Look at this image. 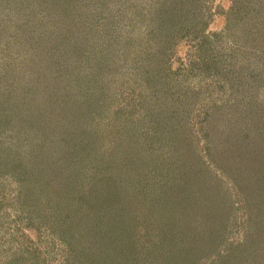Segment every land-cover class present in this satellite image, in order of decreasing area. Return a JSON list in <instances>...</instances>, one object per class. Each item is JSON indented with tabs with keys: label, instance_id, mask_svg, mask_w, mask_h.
<instances>
[{
	"label": "trees",
	"instance_id": "1",
	"mask_svg": "<svg viewBox=\"0 0 264 264\" xmlns=\"http://www.w3.org/2000/svg\"><path fill=\"white\" fill-rule=\"evenodd\" d=\"M11 1L15 5L13 9L19 10L21 14L18 15L19 20L16 21L15 28L7 31L6 40L8 43L5 44L4 48H10L11 46L12 53L6 54L4 60L0 59V96L10 93L11 97L14 89L19 91L16 92V96L18 99L22 98L24 104H28L27 108L31 104H35L34 106L37 107V111H28L29 116L31 111H33L35 116H40L37 118L38 121H54L58 125L64 123L66 130L59 131L56 129L57 126H55L52 131H49V140L54 143L53 146H50L47 143L48 135L46 137L43 133V128L38 127L36 132L33 133V137L36 139L38 137L40 140L37 143L39 145L37 148L34 145L27 146L16 143L19 137L16 133L12 134L8 142H5L6 149H4L6 152L15 149L17 155L11 153L1 154L0 169L5 168L11 171L14 169V173L19 172V176L26 174L28 183L33 187L36 186V189L41 194H48L50 197H58L63 194L60 197H63L64 200L77 199V207L79 209L68 207L66 208L68 210L66 217L62 215L65 222L70 221V219H78L77 222L71 224L70 230L66 228L69 225L63 222L57 224L60 225V228L65 227V230L70 233L74 232L78 237H86L88 239L87 245L81 246L74 254L75 261L82 263L80 258L84 254H91L93 255L94 264L154 263L153 259L155 256L153 257L152 252L149 250L152 246L150 245V236H155L154 229L150 230L142 226V221H146L151 216L148 215L149 211L144 213L141 207L136 208L135 210L137 211H134L133 215H131L133 223L135 222L133 225L128 219L116 218L115 222H113L114 215L112 213L119 212V209L114 210L115 205L110 202L113 198L130 199L137 193L148 194L150 189L154 187L162 189L165 184L172 187L179 186L178 184L182 180H188V184L185 187L189 186V189L187 192L179 190L182 194L177 198L178 203H182V205L187 204V202L197 204L201 210L200 212L198 210L199 214L207 213L214 216L211 209H213L215 204L210 202V197L208 198V191L213 189V185L204 174L203 168L206 166L203 165L201 167L199 165L200 159L198 157L187 159L189 157L188 152L193 151L194 155V152L197 153L198 150L196 145L191 143L192 137L190 133L192 129L189 116L192 110L191 106L194 102H197L195 97L200 91L187 90L184 85L179 84L175 80L176 72L171 70L170 57L164 54L168 50L167 46L169 47V44L172 45V34L176 32L179 34L185 30L183 34L181 33L182 36L185 33L194 35L195 48L199 52L203 51L204 54L200 53V60H196V63L195 60L190 62V65L195 67V64H197V70L206 74H210L207 68H213L218 71L221 70L222 66L231 67L241 57V53L245 51L246 43H253V53L259 59L255 63H251V68L247 71L241 69L240 72L237 71L231 87V96L222 103L223 105L227 104L226 112H224L222 118L228 119V125L232 127L236 121H231V119L243 118L242 121L255 122L253 126L257 132L256 134L253 133V136L251 135V139L253 142L257 141L255 144V148L256 146L258 147L256 154L260 157L254 159L248 157L247 160H252L254 164L258 165L256 173L259 176L264 175V109L261 107L252 109L251 103L249 101L245 102V98L239 101V97L243 93L236 91L242 86L245 87V84L242 85L243 79L247 81L254 79L256 86L264 85V0H229L230 5L228 8L220 11L224 15L225 33H230L233 36L234 43L230 47H224L223 44L217 43L219 38L212 39L210 35L205 34L208 19L204 14V5H199L200 3H197L198 0H151L150 6H156V8L153 15L150 16V20H159L163 17L164 20L162 22L160 20L159 24H165L166 30L163 33L161 32L160 37L154 38L156 41L152 46L143 44L140 49L137 48L138 51L134 55L136 62L134 65L136 66L132 72L128 71L124 63H122L124 60L121 58L117 59L118 66L114 67L108 63L109 57L106 53L108 48L114 47L112 44L113 38L108 31V29L112 28H107L102 23L103 19L98 12H96V17L94 18L87 15V13L84 15L81 12L78 13L75 10V5L77 4L75 2L73 9L56 12L57 16L54 17L51 12L43 14L41 13L43 10H40L38 13L37 8L35 11L33 8L30 12L23 10L25 6H28V0ZM68 2H71V0ZM134 2H137V0H134ZM43 3H45L44 0H41L38 8L42 9ZM63 3L65 4V1ZM104 6L106 8L104 12L108 15L112 14L114 17L115 12L112 13V9H108L107 5ZM252 6L255 8L254 11L251 8ZM46 7H50V3L47 6L44 5V10L48 11ZM121 13L122 11L120 10L117 14L120 16ZM115 23L120 24V20L115 19ZM201 23L202 25H200ZM116 30L118 29L115 28ZM1 32V34H4L3 30ZM122 37L125 39V35ZM215 37L217 36L215 35ZM223 51L225 54H222ZM160 52L162 54L159 56ZM205 54L206 56H204ZM218 55L225 56L227 59L219 62V59L217 60ZM27 58L31 60L30 67ZM6 60H10L22 68L21 72L13 74L9 73L10 70H3ZM25 60L26 62H24ZM33 60H36L34 61L35 64L32 63ZM49 68L52 69L49 75L55 73V87L58 93L52 91V88L46 86V83L42 80V78H48L45 71L46 69L50 70ZM111 68L113 71L116 70L115 72L123 78H126L127 74L136 73L140 75L145 81L143 83L145 89L151 90L154 109L143 120L152 121L145 130L137 127L139 125L135 126L136 122H132L142 121V117L138 120L134 119L130 110H124L127 104L114 105V101L109 94L105 90L100 89L99 79L108 74ZM242 69H244L243 65ZM245 69H247V66H245ZM261 72L262 75L260 74ZM24 75H27V78H39V80L34 83L33 87H30L25 82ZM256 75H258V80L255 78ZM17 77H20V80L15 79V82H13V78ZM8 82H11V88L8 86ZM2 83L5 84V87L8 86L9 89H4ZM25 83H27V86ZM170 83L174 86L177 83L178 90L167 92L166 88L171 87ZM20 89L22 90L20 91ZM107 91H110V89L107 88ZM37 93L40 94L41 98L35 101ZM10 97L2 99L0 108V121L2 122H5L3 121L5 118L14 117L13 114L10 113L9 116L6 114L7 111H5L6 108L10 107H12L13 112L15 111L13 110L15 106L9 104ZM162 98L165 100L164 103H162ZM216 106L220 107L221 105ZM50 110L53 112L52 115ZM106 114L113 122H105L106 124H103ZM15 118L14 123H18L20 134L23 126H29L27 123L29 118L26 120L19 119V121V116H15ZM31 118L32 120L34 119L33 117ZM72 121H83V123L85 122L84 127L91 125L96 129H106L109 134L110 130L112 133V129H115L113 145L107 151H102L101 142L103 138L87 137V133L91 132V130L89 132L86 130L81 149L82 153L86 151L85 155L78 163H71L68 157L70 154L68 155V153L71 152L72 145L69 143L67 128L68 124H73L74 126ZM163 121H171L172 128L168 126V122L162 124ZM260 122L263 123L259 124ZM237 126L238 130L235 129L234 131H238L239 135H241L243 130H241L240 124ZM39 128L41 129L39 130ZM1 133L3 134L2 131ZM46 133L47 131H45ZM245 135L248 136L249 134L246 133ZM236 137L235 135L231 136L229 132L218 143L225 150L231 146L230 149L233 151L229 149L232 153L230 158L239 162L240 155L238 154L237 157V151L242 150L243 147L240 144L241 142L239 143L240 138ZM224 141L230 145L227 146L228 148ZM58 148L59 150H55ZM53 151L55 154L54 158L49 160L50 156L48 154ZM28 154H30L29 157L34 156V154H36L35 158L39 157L32 160L33 167L41 164L40 166L44 168L45 172L41 167L26 171L27 165L28 167L31 166L26 160L28 157L25 158ZM175 154L177 159H175ZM74 170L75 175H80L77 181L74 177L73 180H70V175L74 174ZM69 172L70 174H68ZM254 173L255 171L252 174ZM236 174V179L240 181L239 183H245L243 180L245 176L250 177V174L244 172L243 167L241 170V166H237ZM39 179L43 181L41 182L43 183L42 187H37L40 182ZM140 182L143 185H147V188L139 185ZM203 183L206 184V187L202 186ZM149 184L154 187L151 188ZM115 185H119V187ZM44 186L45 188H43ZM78 190L80 191L79 193L76 192ZM97 192L100 195L96 196ZM256 195L257 199L260 200V204H263L264 196H262V193L258 191ZM91 196L98 197L97 202H93L90 199ZM148 197L140 196L139 198L142 201L143 198ZM208 201L210 203L209 207H207ZM95 203L97 205L92 210L96 211L95 217L92 218L90 215L83 214L80 211L82 205L86 209L88 208L89 211L90 207H93ZM131 203L128 207L121 208V215L130 213H128L130 206L132 208L134 206ZM37 205L38 212L41 213L43 208L41 201H37L35 205H30L29 208ZM223 208H227V204L225 206L223 204ZM177 210L179 208L176 209V214ZM43 211L42 216L46 221L47 208L43 209ZM262 212L264 213V208H262ZM178 215H180V222L177 221L175 227L174 221L177 215L172 219L173 223L169 220L164 226V238L168 239L171 237L175 244L178 239L175 233L181 231L183 227L181 225L182 221L187 217V222L190 221L192 223L191 226H193L195 233L202 235L204 238L201 244L205 253L202 251L203 253L200 255V264H205V259H209V262L213 264H231L228 258L223 262L225 258L223 255H219V259H214L215 257L212 255L217 252L215 250L221 245L227 251H233V241L229 242L225 238L224 228L222 231L216 227V219L213 221L206 220L203 218L205 216L196 218L193 216L194 213L192 214L183 209ZM262 219H264L263 216ZM59 220L61 221V219ZM132 226L135 227V230L132 229ZM56 229L57 227L54 230ZM67 231L66 234L69 235ZM105 234L109 236L107 240L109 243L104 245V248H101L97 258H95L96 254H93V250L96 249V247H93L95 246V240H101ZM72 235L74 234L72 233ZM76 235L75 237L78 239ZM110 244L112 245L110 246ZM131 248H133L136 255L134 258L126 256ZM18 249L24 251L20 247L16 248V250L11 249V251L17 253ZM210 249L212 251H208ZM195 251V249H192L193 253ZM235 256L239 257L240 254L236 253ZM115 257L117 259H114ZM245 259L241 260L240 264H248Z\"/></svg>",
	"mask_w": 264,
	"mask_h": 264
},
{
	"label": "rangeland",
	"instance_id": "2",
	"mask_svg": "<svg viewBox=\"0 0 264 264\" xmlns=\"http://www.w3.org/2000/svg\"><path fill=\"white\" fill-rule=\"evenodd\" d=\"M28 1V6H25L26 9L24 8L23 10L30 12L33 8L34 11L37 8L38 13L40 10H43L41 13L44 14L51 12L54 17L57 16L56 12L73 9L75 2L77 3L75 5V10L78 13L81 12L83 15L87 13V15L94 18L96 17V12H98L99 16L103 19L102 23L105 24L107 28H112L108 29V31L113 38L112 44L114 47L108 48L106 53L109 57L108 63L114 67L118 66L117 59L121 58L124 60L122 63H124L125 67L130 72H132L136 66L134 65L136 64L134 55L137 53L136 51H138L137 48L140 49L143 44L152 46L156 41L154 38L160 37L161 32L163 33L164 30H166L165 24H159L160 20L161 22L164 20L163 17L159 20H150V16L153 15L156 8V6H150L151 0H137V2H134V0H71V2H68L69 0H44L45 3L42 4V9L38 8L41 0ZM47 1L50 3V7H46L48 11H45L44 5L47 6ZM63 1H65V4ZM197 3H200L199 5H204V14L208 19L205 27V34L210 35V38L212 39L219 38L217 43L223 44L224 47H230L234 43L232 38L233 36L230 33H225L224 15L220 13L222 9L226 10L228 8L230 1L198 0ZM104 5H107L108 9H112V13L115 12L114 17L112 14L108 15L104 12L106 11ZM14 7L15 5H13L11 0H0V18L2 17L0 19L1 60H4L6 54L9 55L12 53L11 46L10 48H4V46L8 43L6 40L7 31L15 28L16 21L19 20L18 15L21 14L19 10L13 9ZM251 8L254 11L255 8L253 6ZM120 10L122 13L119 16L117 13ZM115 19L120 20V24L115 23ZM200 25H202V23ZM46 26H48V24H46ZM115 28L118 30L115 31ZM1 30H3L5 35L1 34ZM183 31L185 32V30ZM183 31L181 32L182 34ZM181 33L177 34L176 32L175 34H172V45L169 44L170 48L167 46L168 50L164 54H167L170 57L171 70L176 72L174 76L175 80L178 81L179 84L184 85V88L187 90L192 89L200 91V93L195 97L197 98V102H194L191 106L192 110L189 116V121L191 123L190 127L192 129L190 133L192 137L191 143L196 145L198 150L197 153L194 152V155L193 151H190V153L188 152L189 157L187 159L198 157L201 163H199V165L201 167H203V165L206 166L203 168L204 174L213 185V189L211 190L212 192L208 191V198L210 197V202L215 204L214 206L212 205L213 209H211L214 216L207 213L199 214L201 210L197 204L187 202V204L182 205V203H178L177 198L182 194L179 190L181 189L187 192L189 189V186L185 187L188 184V180H182L178 184L179 186L176 185L172 187L165 184L162 189L155 188L154 186H152L154 187L152 188V184H149L152 188L150 189V193H137L130 199H122L121 197L113 198L110 202L115 205L114 210L119 209V212L112 213V215H114L112 221L115 222L116 218L123 220L128 219L133 225L135 222L133 223L131 215H133L134 211H137L135 210L136 208L141 207L142 212L144 211L145 213L146 211H149L148 215H151L146 221H142V226L150 230H152V228L154 229L155 236H150V245L152 246L149 249L152 252V256H155L153 264H200V255L203 252L205 253L201 244L204 238L202 235L195 233L193 226H191L192 223L190 221L187 222V217H185L182 221L183 223L181 225L183 227L181 231L179 233H175L178 238L175 244L173 243L171 237L168 239L163 237V228L166 223L169 220L173 223L172 219L177 215L174 221L175 227L177 221L180 222V215L178 214H180L183 209L191 212L192 214L194 213L193 216L196 218L205 216L203 218L206 220L213 221L216 219V227L222 231L224 228L225 238L229 242L233 241L232 252L227 251L226 248L221 245L215 250L217 252L212 254L215 257L214 259H219V255H223L225 256L224 259L222 257L223 262L228 258L231 264H240V261H243L246 257L245 262L248 264H264V219H262V216L264 217V213L262 212L264 203L260 204V200L257 199L256 195V192L259 191V193H262V196H264V175L259 176L256 173V167L258 165L254 164L252 160H247L248 157L253 159L260 157L256 154V149L258 147L256 146L255 148V144L257 141L253 142L251 139V135L253 136V133L256 134L257 132L256 128L253 126V124L255 125V122L249 121L248 123L247 121H242L243 118L231 119V121H236L232 127L231 125H228V119L222 118L227 109V104L223 105L222 103L231 96V87L234 83L233 81L235 80L234 77L237 71L240 72V69L247 71L251 68V63H255V61L259 58L255 55V53H253V43H246L244 48L245 51L241 53V57L237 59L231 67L222 66L221 70L218 71L213 68H207L210 71V74L201 73L196 68L198 67L197 64H195L194 67L190 65V62L195 60L196 63V60H200L199 55L204 53L203 51L199 52L198 49L195 48L193 41L194 35L185 33V35L182 36ZM123 35H125V39L122 37ZM215 35L217 37H215ZM161 54L162 52H160L159 56ZM222 54H225V52L223 51ZM220 55L217 56V60L219 59V62L227 59V57H222ZM204 56H206V54ZM125 59L127 60L125 61ZM27 60L30 67L31 60L29 58H27ZM34 61L36 60H33L32 63H34ZM24 62H26V60ZM242 65L244 69H242ZM245 66H247V69H245ZM21 69L22 68L18 67L10 60H6L5 67H3V70H10L9 73L13 74L21 72ZM115 71L111 68L108 74H105L104 77L99 79L100 89L103 91L105 90V92L109 94L114 101V105L127 104L124 110H130L133 113L132 117L134 119L136 118L138 120L142 117V121L132 122H136L135 126L139 125L137 127L145 130L146 127H149V124L152 121L143 120H145L147 115L151 114L154 109L152 105L153 97H151V90L145 89V86L143 85L145 81L140 75L136 73L127 74L126 78H123ZM243 71L242 73H244ZM50 72H52V69H46L45 73L48 78H42V80L46 83V86L52 88V91H56L54 78L55 73H53V75H49ZM260 74L262 75V72ZM23 78L25 82L30 85V87H33L34 83L39 80V78H27V75H24ZM255 78L258 80V75H256ZM15 79L20 80V77L13 78V82H15ZM247 79H249V77H247ZM27 83H25L26 86ZM244 84L245 87L242 86ZM2 85L4 86V89L6 88V90L9 89L8 86H10V88L12 86L11 82H8L7 87H5L4 83H2ZM170 85V88H166L167 92L171 90H173V92L178 90L177 83L175 86L171 83ZM242 85H240L242 86L240 87L242 91L239 88L236 90L243 93V95L239 97V101L245 98V102L249 101L251 103L252 109H256L258 107L264 109V85L256 86L254 84V79L251 81L243 79ZM35 87H37V85H35ZM107 88L110 89V91H107ZM21 90L22 89H20V91ZM10 91L12 90L10 89ZM16 92L19 91L14 89L11 97L10 93L0 96V108L2 106V99L7 97H10L9 104H13L15 106V108H13V110H15L14 112L12 111V107L5 109V111H7L6 114L10 116L11 113L14 117L10 116V118L3 119L5 122L0 121V157L1 154H16L15 149L7 152L5 150V142H8L9 137L14 133H16L19 137L16 143H21L27 146L34 145L37 148L39 146L37 143H39L40 140L38 137L37 139L34 138L33 133L36 132L38 127L43 128V133L46 137L48 135L47 143L50 144V146H53L54 143L49 140V131H52L55 126H57L56 129L59 131L66 130V128H64V123L58 125L54 121H38L37 118L40 116H35L33 111H31L29 116L28 111H37V107L34 106L35 104H31V106L27 108L28 104H24L22 98L18 99ZM56 92L58 93V91ZM40 98V94L37 93L35 95V101L36 99L40 100ZM162 99V103H164L165 100L164 98ZM216 105L221 106L217 107ZM50 113L51 115L53 114L52 110H50ZM15 116H19L18 121L19 119L26 120L29 118V121L27 122L29 126H23L22 130H20V134L18 123H14L16 120ZM31 117L34 119L32 120ZM103 120V124H106L105 122H113L107 114L104 116ZM72 122L74 123V126L73 124H68L67 128L70 140L69 143L72 145L71 152L68 153V155L70 154L68 157L70 158L71 163H78V161L80 159L82 160L85 155L86 151L82 153L81 149L83 147V136H85L86 130L87 132L91 130V132L87 133V137L103 138L101 142L102 151H107L108 148H111L113 145L115 140L113 133L115 129H112V133L110 130L109 134L106 132V129H96L91 125L84 127L85 122L83 123V121ZM166 122H168V126L172 128L171 121H163L162 124H166ZM262 123L263 122H260L259 124ZM239 124L241 130H243L241 135H239L238 131H234L237 129V125ZM83 127L86 129L84 130ZM41 128H39V130ZM45 131H47L46 134ZM225 131L227 132L225 133ZM229 132L231 136L235 135L236 137L237 135L236 138H240L239 143L241 142L240 144L243 149L237 151V157L238 154L240 155L239 162L230 158L232 157L231 151H233L230 149V145L224 141L226 147L230 146L229 149L231 151L229 149L225 150L223 146L220 147L218 143L219 140L224 139ZM246 133L249 135H245ZM35 147L34 149H36ZM55 150H59V148ZM35 155L36 154H34V156ZM48 155L50 156L49 160H53L55 155L54 151ZM29 156L30 154L25 156V158L28 157L26 160L31 164L30 167L27 165L26 171L30 169L32 170L35 167L36 169L40 168L41 164L33 167L34 165L32 161L33 159L35 160L39 157L35 158L34 156ZM175 159H177V155ZM259 161L261 162V160ZM237 166H241V170L243 167L244 172L250 174V177L245 176L243 178L245 183H239L240 181H237L236 179ZM41 168L44 171V168ZM227 170L230 171L227 172ZM254 171L255 173L252 174ZM14 172V169L13 171L5 168L0 169V264H94L93 255L91 254H84L80 258V262L82 263H78L74 260V254L81 246L87 245L86 242L88 239L86 237H78L74 232L70 233L65 230V227L60 228V225H57L58 223L63 222L69 225V227L66 228L70 230L71 224L77 222L78 219H70V221L65 222L63 217H66L67 215L68 210L66 208L73 207L79 209L77 207V199L64 200L63 197H60L63 196V194L58 197H50L48 194H41L38 189H36V186L33 187L28 183L26 174H24V176H19V172H16V174ZM68 174H70V172ZM70 176V180H73V177L76 181L80 178V175H75V170L74 174ZM39 180L40 182L38 181L39 183L37 187H42L43 183L41 182L43 181L41 179ZM139 185L143 184L140 182ZM115 186L119 187V185ZM143 186L144 188H147V185ZM202 186L206 187V184L203 183ZM43 188H45V186ZM76 192L79 193L80 191L78 190ZM97 195H100V193L97 192L96 196ZM96 196H91L90 199H92L93 202H97L98 197ZM140 196L149 197L143 198L142 201H140ZM37 201H41L43 204L41 205L43 206L41 213L38 212V205L29 208L30 205H35ZM130 203L134 205L133 208L130 206L128 210V213H130L121 215V208L128 207ZM223 204L224 206L227 204V208H223ZM96 205L97 203H95L93 207H90L91 210L89 209V211L88 208L86 209V207L82 205L80 211L93 218L96 216V211L92 210ZM209 205L210 203L208 201L207 207H209ZM45 208H47L48 211L46 221L42 216V213L45 211H43V209ZM177 208H179V210H177L176 214ZM59 219H61V221ZM56 227L57 229L54 230ZM134 228L135 227L132 226V229ZM66 231L69 235L66 234ZM72 233L74 235H72ZM107 236L108 234H105L101 240H95V246H93L94 248L96 247V249L93 250V254H96L95 258H97L101 248H104V245L109 243L107 241L109 236ZM111 245L112 244H110V246ZM18 247L23 248L24 251L19 249L17 250V253L11 251V249L16 250ZM192 249L196 250L195 253L192 252ZM208 251L212 250L210 249ZM127 253L128 254L126 256L128 257H136L133 248L129 249ZM236 253L240 254V256L236 257ZM114 259H117V257ZM204 263L213 264L212 262H209V259H205Z\"/></svg>",
	"mask_w": 264,
	"mask_h": 264
}]
</instances>
